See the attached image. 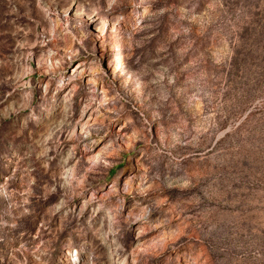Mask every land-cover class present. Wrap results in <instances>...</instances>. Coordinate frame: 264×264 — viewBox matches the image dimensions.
<instances>
[{
	"label": "rangeland",
	"instance_id": "obj_1",
	"mask_svg": "<svg viewBox=\"0 0 264 264\" xmlns=\"http://www.w3.org/2000/svg\"><path fill=\"white\" fill-rule=\"evenodd\" d=\"M0 264H264V0H0Z\"/></svg>",
	"mask_w": 264,
	"mask_h": 264
}]
</instances>
